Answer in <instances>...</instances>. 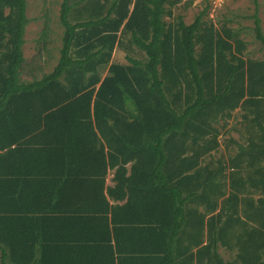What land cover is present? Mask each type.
Returning <instances> with one entry per match:
<instances>
[{"label": "trees", "instance_id": "obj_1", "mask_svg": "<svg viewBox=\"0 0 264 264\" xmlns=\"http://www.w3.org/2000/svg\"><path fill=\"white\" fill-rule=\"evenodd\" d=\"M27 1L0 0V132L22 130L0 264H264V59L241 31L209 0L191 24L193 0H64L59 61L24 83Z\"/></svg>", "mask_w": 264, "mask_h": 264}, {"label": "rangeland", "instance_id": "obj_2", "mask_svg": "<svg viewBox=\"0 0 264 264\" xmlns=\"http://www.w3.org/2000/svg\"><path fill=\"white\" fill-rule=\"evenodd\" d=\"M76 1L70 0L72 3ZM202 1L193 0V5L187 10L180 7L174 9V12L176 15L183 16L186 24H191L204 7ZM209 1L211 8L208 14L212 19L219 17L218 25L226 23L232 29L241 31V37L247 43L245 56L256 60L264 59V47L256 39L254 30V15L257 14L261 20L264 32V0ZM63 2L64 0L27 1V18H29L30 22L26 28L25 60L29 65L35 58H39L43 63V71L38 73L34 80L40 79L44 74L52 72L59 61L64 32V26L60 18ZM166 20L169 21L168 18ZM25 68L26 65H23L22 73L26 79ZM231 134L237 133L232 131ZM220 253L223 258L227 259V251L221 249Z\"/></svg>", "mask_w": 264, "mask_h": 264}, {"label": "crops", "instance_id": "obj_3", "mask_svg": "<svg viewBox=\"0 0 264 264\" xmlns=\"http://www.w3.org/2000/svg\"><path fill=\"white\" fill-rule=\"evenodd\" d=\"M210 2V1H209ZM215 2V1H213ZM27 16H28V12H27ZM29 19V18H28ZM26 39V38H25ZM24 56H25V51H24ZM39 63V65H38ZM42 61L39 59V58H35L33 59V61H31V64H27L26 63V60L24 62V66L26 65V68H25V75H26V79H28V81H26L25 77H23V73H22V77H21V82H24V83H30L32 81H34V78L36 77V75L40 72L43 71V68H42ZM23 71V70H22ZM20 131L22 132L21 128L18 126V125H13V126H6V128L3 129V131H1V136L0 137V145H1V142L3 144H7L9 143L10 141H12L14 138L17 137V135L20 133ZM234 135V136H233ZM235 136H238V137H235ZM232 137L238 141V142H241L240 140V135L239 133L237 134H232ZM13 148L17 147L15 146V144H13ZM30 146H28V148H25V149H31L29 148ZM33 147V146H31ZM34 165H31L30 166V169L28 170L29 171H34ZM113 178V171H111L109 173V176H108V180H107V183L110 184V180ZM229 257H227L228 259Z\"/></svg>", "mask_w": 264, "mask_h": 264}]
</instances>
